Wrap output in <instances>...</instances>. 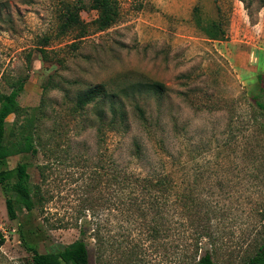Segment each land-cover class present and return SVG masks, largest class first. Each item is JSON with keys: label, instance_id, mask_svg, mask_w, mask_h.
I'll list each match as a JSON object with an SVG mask.
<instances>
[{"label": "rangeland", "instance_id": "obj_1", "mask_svg": "<svg viewBox=\"0 0 264 264\" xmlns=\"http://www.w3.org/2000/svg\"><path fill=\"white\" fill-rule=\"evenodd\" d=\"M77 1L0 0V90L10 92L9 77L27 78L19 102L28 111L8 117L6 140L31 133L38 149L8 158L0 170L29 161L31 186L42 196L28 210L12 189L15 178L0 183V264H30L35 249L60 250L83 237L85 217L93 221L84 237L92 264L98 225L107 238L102 264H195L193 241L206 209L215 261L241 264L264 241V109L253 99L264 86V0H119L120 20L104 31L93 24V0H82L87 35L76 28L57 37L63 2ZM196 7L204 22L220 21L221 39L206 35ZM44 36H51L43 45L48 57L38 49ZM145 79L167 90L141 86ZM100 83L109 96L76 107L78 94ZM135 102L147 123L132 112ZM122 109L126 130L112 113ZM118 163L141 176L165 170L182 193L190 184L194 224L179 215L170 233L153 238L135 208L130 224H120ZM125 239L126 258L113 246Z\"/></svg>", "mask_w": 264, "mask_h": 264}, {"label": "trees", "instance_id": "obj_2", "mask_svg": "<svg viewBox=\"0 0 264 264\" xmlns=\"http://www.w3.org/2000/svg\"><path fill=\"white\" fill-rule=\"evenodd\" d=\"M62 5V12L58 16L59 24L56 36L61 37L76 28L80 29V38L87 35L89 31L88 25L81 17V11L85 8L83 1L63 2ZM91 8L98 13L97 18L93 21L97 30H107L120 20L121 7L119 0H93ZM195 17L210 39H221L222 31L218 19L204 22L201 19L200 8L198 7L195 8ZM50 40L51 36H44L41 45L47 46ZM44 46L38 49L43 57H48V52ZM31 57L32 53L29 52L27 54L28 66L31 64ZM26 81L27 78L23 76L9 77L7 82L11 89L10 92H2L0 90V164L15 155L28 156L35 155L38 152L31 133H22L21 137L15 141L9 142V140H6L8 117L12 114L20 117L28 111L19 102V97L24 90ZM141 82L143 84L141 86H146L145 88L155 92L162 93L167 90L166 85L162 81L145 79ZM108 96L106 85L104 83L97 84L78 94L76 107L84 108L90 103L99 104L102 97ZM118 96V102L123 103V96ZM253 99L257 105L264 109V86L261 87V92L253 95ZM132 112L140 121L147 123L146 111L140 103L135 102L132 105ZM112 113L115 115V122L118 121V127L126 130L128 124L125 110H113ZM32 122L33 120L31 119L29 124H32ZM29 169L30 163L27 160H20L12 169H1L0 183L6 184V182L15 178L12 189L15 192L17 200L28 210H32L36 206L37 201L35 199L37 198L40 201L42 196L39 190L35 191L31 186ZM115 169H117L114 175L117 185L115 207L120 224H130V209L132 208L139 211L144 225L149 223L147 229L150 232L149 236L153 238H157L163 232L170 233L172 231V224L175 223L179 215L185 216L186 219L189 218L187 219L188 227L194 224L192 216L198 213V211H195L197 199L194 189H191L190 184H188L185 192L182 193L179 190L174 175L165 170L158 173L155 170H150L146 175L141 176L128 171L120 163H118ZM6 204L9 216L11 219H16L17 212L13 199L8 198ZM149 215L152 217L150 220L148 219ZM210 218V209H206L200 215L199 221L203 220L206 225L204 224L201 230L196 231L197 233L194 237V252L192 256L195 264H218L214 259L212 249L216 245L217 239L211 228L208 227V223H206ZM92 224V219L85 217L80 225V232L83 237L65 245L56 252H40L35 249L30 264H92V254L84 238L87 230L92 227ZM93 230L95 232L94 239L97 244L96 260L98 264H102L107 238L101 233L100 225ZM125 240H116L113 242V246L121 251V254L125 255L126 258L130 257V245L128 240ZM5 242L6 236L0 230V247ZM139 247L142 249V246L139 245ZM186 254L187 251H184V260L187 257ZM241 264H264V241L260 244L257 251L243 260Z\"/></svg>", "mask_w": 264, "mask_h": 264}]
</instances>
